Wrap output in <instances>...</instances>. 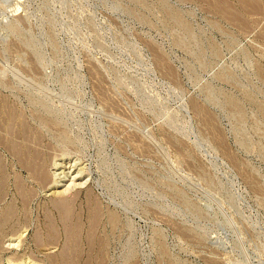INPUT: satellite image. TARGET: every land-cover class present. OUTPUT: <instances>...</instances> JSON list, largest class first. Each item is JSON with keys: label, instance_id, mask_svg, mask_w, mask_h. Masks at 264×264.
Returning a JSON list of instances; mask_svg holds the SVG:
<instances>
[{"label": "rangeland", "instance_id": "1", "mask_svg": "<svg viewBox=\"0 0 264 264\" xmlns=\"http://www.w3.org/2000/svg\"><path fill=\"white\" fill-rule=\"evenodd\" d=\"M0 125V264H264V0H0Z\"/></svg>", "mask_w": 264, "mask_h": 264}, {"label": "bare ground", "instance_id": "2", "mask_svg": "<svg viewBox=\"0 0 264 264\" xmlns=\"http://www.w3.org/2000/svg\"><path fill=\"white\" fill-rule=\"evenodd\" d=\"M15 10V9H14ZM17 10V9H16ZM15 10V11H16ZM44 121V120H43ZM48 121V120H47ZM46 125V124H45ZM1 126V125H0ZM8 130V129H7ZM24 136V135H23ZM25 138V137H24ZM2 141V140H1ZM20 145V144H19ZM19 149V148H18ZM20 150V149H19ZM18 150V151H19ZM35 152V151H34ZM19 154V153H18ZM39 154V153H38ZM26 157V156H25ZM36 158V157H35ZM21 159H24V158H21ZM25 160V159H24ZM21 162H22V160H20ZM24 163H26L25 161H24ZM26 164H28V169L27 170H30V171H33V175L36 177L37 176V178H39V180L41 179V181H42V179L45 177L46 178V176H44V174L41 172V171H37V169L35 168V166H34V161L33 162H31V163H26ZM25 164V165H26ZM73 174V173H72ZM34 178V177H33ZM36 178V179H37ZM74 178L75 177H73L72 178V180H71V182H69L66 186H65V189H62V193L64 192V190H66V189H69L70 187H72V186H74L75 185V183L73 182L74 181ZM46 180V179H45ZM18 185V184H17ZM64 186V185H63ZM19 190V189H18ZM19 192V191H18ZM29 193V192H28ZM61 196H63V195H61ZM66 196V195H65ZM56 202V201H55ZM28 205V204H27ZM9 214V213H8ZM39 231V230H38ZM40 233V232H39ZM55 259V258H54ZM54 262V261H53Z\"/></svg>", "mask_w": 264, "mask_h": 264}]
</instances>
